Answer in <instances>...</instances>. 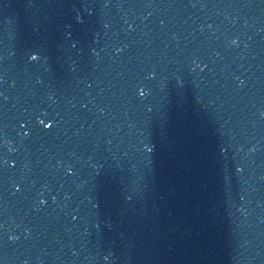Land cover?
<instances>
[{"label": "water", "instance_id": "water-1", "mask_svg": "<svg viewBox=\"0 0 264 264\" xmlns=\"http://www.w3.org/2000/svg\"><path fill=\"white\" fill-rule=\"evenodd\" d=\"M262 112L264 0H196L183 264H264Z\"/></svg>", "mask_w": 264, "mask_h": 264}, {"label": "snow or ice", "instance_id": "snow-or-ice-1", "mask_svg": "<svg viewBox=\"0 0 264 264\" xmlns=\"http://www.w3.org/2000/svg\"><path fill=\"white\" fill-rule=\"evenodd\" d=\"M149 14H151V13H149ZM163 23H164V22L161 21V24H163ZM130 27H131V26H130ZM231 43H232V44H237V41H236V40H233V41H231ZM73 47H75V45H73ZM117 51H123V49H122V48H118ZM31 59L35 60V59H37V57H36V56H32ZM205 67H207V66L205 65ZM237 79H239V77H237ZM139 95L143 96V95H144V92H143L142 90H140V91H139ZM0 96H3V93H2V92H0ZM261 115L264 116V112H262ZM41 123H43V121H42ZM47 127H51V125L49 124V125H47ZM25 135H27V133H25ZM20 190H21V189H20V186L17 185V186H16V191H17V192H20ZM53 199H55V198L53 197ZM73 219H75V217H74ZM14 238L17 239V240L20 239L19 236H16V237H14Z\"/></svg>", "mask_w": 264, "mask_h": 264}]
</instances>
